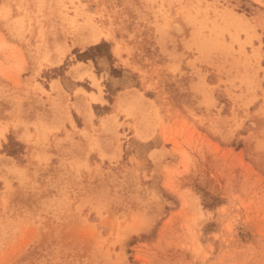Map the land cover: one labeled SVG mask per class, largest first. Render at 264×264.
Instances as JSON below:
<instances>
[{
	"label": "rangeland",
	"instance_id": "obj_1",
	"mask_svg": "<svg viewBox=\"0 0 264 264\" xmlns=\"http://www.w3.org/2000/svg\"><path fill=\"white\" fill-rule=\"evenodd\" d=\"M0 264H264V0H0Z\"/></svg>",
	"mask_w": 264,
	"mask_h": 264
},
{
	"label": "bare ground",
	"instance_id": "obj_2",
	"mask_svg": "<svg viewBox=\"0 0 264 264\" xmlns=\"http://www.w3.org/2000/svg\"><path fill=\"white\" fill-rule=\"evenodd\" d=\"M75 22H77V21H75ZM75 22L73 21L68 25L67 33H68V35H70L74 39V41H76L78 43V45L84 46V44L87 42L98 40L100 35L98 34L96 29H94L93 27H90V25H89L90 23L84 24V22H83V24H80V23L76 24ZM52 62H54V61H52ZM75 70H77V68H75ZM75 72H77V71H75ZM78 98H77V100H78ZM81 102H83V101H81ZM81 102H80V104H81Z\"/></svg>",
	"mask_w": 264,
	"mask_h": 264
},
{
	"label": "trees",
	"instance_id": "obj_3",
	"mask_svg": "<svg viewBox=\"0 0 264 264\" xmlns=\"http://www.w3.org/2000/svg\"><path fill=\"white\" fill-rule=\"evenodd\" d=\"M98 46H99V44L95 45L94 47H98Z\"/></svg>",
	"mask_w": 264,
	"mask_h": 264
}]
</instances>
